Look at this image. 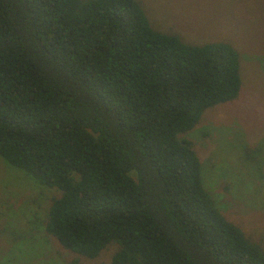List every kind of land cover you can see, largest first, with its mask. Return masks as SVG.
I'll return each mask as SVG.
<instances>
[{"label": "trees", "instance_id": "16d2710c", "mask_svg": "<svg viewBox=\"0 0 264 264\" xmlns=\"http://www.w3.org/2000/svg\"><path fill=\"white\" fill-rule=\"evenodd\" d=\"M240 63L141 0H0V157L56 191L44 233L91 259L114 243L108 264H264L185 137L242 94Z\"/></svg>", "mask_w": 264, "mask_h": 264}, {"label": "rangeland", "instance_id": "374dc122", "mask_svg": "<svg viewBox=\"0 0 264 264\" xmlns=\"http://www.w3.org/2000/svg\"><path fill=\"white\" fill-rule=\"evenodd\" d=\"M141 1L154 29L193 44L227 38L238 49L242 94L206 109L185 137L204 187L223 193V215L264 240V0ZM53 194L0 157V264H108L114 243L91 259L44 233Z\"/></svg>", "mask_w": 264, "mask_h": 264}]
</instances>
